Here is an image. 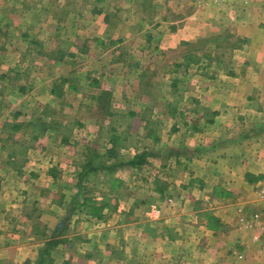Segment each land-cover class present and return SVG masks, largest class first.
Returning <instances> with one entry per match:
<instances>
[{"label": "crops", "instance_id": "obj_1", "mask_svg": "<svg viewBox=\"0 0 264 264\" xmlns=\"http://www.w3.org/2000/svg\"><path fill=\"white\" fill-rule=\"evenodd\" d=\"M168 23L110 64L63 70L39 39L0 55V264L50 239L51 264H264V3ZM227 30L244 43L149 61Z\"/></svg>", "mask_w": 264, "mask_h": 264}, {"label": "rangeland", "instance_id": "obj_2", "mask_svg": "<svg viewBox=\"0 0 264 264\" xmlns=\"http://www.w3.org/2000/svg\"><path fill=\"white\" fill-rule=\"evenodd\" d=\"M263 3L264 0H0V55L6 58L5 54L21 53L23 41L30 39L35 43L34 39H39L42 43L38 51L46 57L70 55L57 63L63 70L73 66L82 68L91 59L100 57H107L105 62L110 64L112 58L108 54L122 52V47L117 45L128 36L144 42L147 38H158L168 31L172 26L168 21L178 20L197 10H212L221 6L228 10L234 5L242 7ZM156 22L162 27L155 28ZM9 24L16 26L11 28L8 27ZM30 26L31 29H28ZM25 27L27 29L23 30ZM242 43L243 39L234 37L227 30L208 38L182 43L171 52L157 50L154 56L149 57V61L154 58L162 65L187 52L210 48L207 51L219 53ZM138 51L146 55L148 49ZM130 55H133L132 51ZM215 57L209 62H218L219 54ZM31 64L48 67L52 63L32 61ZM144 72L145 89H152L154 84L165 85L170 80L160 77L156 79L150 68ZM3 108L7 109V106L4 105ZM5 129L8 130L6 133H10L9 128ZM261 213L264 216V205ZM253 216L256 218L258 214Z\"/></svg>", "mask_w": 264, "mask_h": 264}, {"label": "trees", "instance_id": "obj_3", "mask_svg": "<svg viewBox=\"0 0 264 264\" xmlns=\"http://www.w3.org/2000/svg\"><path fill=\"white\" fill-rule=\"evenodd\" d=\"M204 58H209V53H204ZM187 64L198 63V59L194 57L192 53H188L185 57ZM58 241L55 239H50L46 242L44 249L40 252L36 264H51L50 250L56 245Z\"/></svg>", "mask_w": 264, "mask_h": 264}]
</instances>
